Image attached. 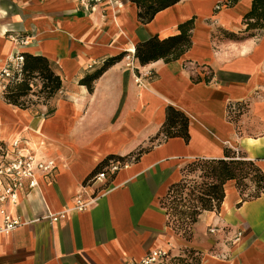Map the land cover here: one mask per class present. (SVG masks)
<instances>
[{
  "label": "crops",
  "instance_id": "0c3cea01",
  "mask_svg": "<svg viewBox=\"0 0 264 264\" xmlns=\"http://www.w3.org/2000/svg\"><path fill=\"white\" fill-rule=\"evenodd\" d=\"M226 3L183 0L142 25L128 0L104 15L79 12L76 0H0V71L15 51L6 35L25 32L32 40L19 51L53 62L67 87L50 116L48 106L7 105L0 89V144L12 150L19 142L57 164L7 208L28 224L0 236V264H134L181 247L200 252L199 264H264V194L243 201L249 194L227 182L219 211L201 213L190 243L175 234L163 208L169 188L190 179L191 163L224 159L226 150L253 161L264 177V31L245 32L252 0ZM191 19V48L179 60L141 66L133 58L129 67L123 58L91 93L79 85L105 59L133 57L137 43L177 35ZM240 102L246 112L229 121L228 104ZM167 107L187 117L188 142L161 135ZM110 162L122 163L115 175L87 182ZM78 195L90 206L69 212ZM64 211L58 223L42 220ZM213 226L230 234L212 235ZM239 231L241 238L228 242Z\"/></svg>",
  "mask_w": 264,
  "mask_h": 264
},
{
  "label": "trees",
  "instance_id": "16d2710c",
  "mask_svg": "<svg viewBox=\"0 0 264 264\" xmlns=\"http://www.w3.org/2000/svg\"><path fill=\"white\" fill-rule=\"evenodd\" d=\"M128 1L137 9L138 22L146 25L153 20L157 13L183 0ZM226 1V5L229 7L237 3V0ZM243 23L245 25V32L261 34L264 31V0H252L251 10L245 15ZM192 29L193 19L179 25L177 35L163 39H160L158 36H152L145 41L139 42L135 46L133 58L141 66H146L157 61H163L166 64L177 61L191 48ZM228 36L230 38H237V35L233 33H228ZM126 56V53H122L118 56L105 59L98 67L93 68L91 73L83 77L79 81V85L85 86L88 92L91 93L94 82L106 70ZM65 87L66 83L58 73V67L53 62L43 56H33L24 53L20 76L16 80L13 77L8 80L4 90H1V95L7 105L21 110L34 111L35 106H47L52 103ZM32 98H36V100ZM247 108L248 104L246 102L229 103L227 106L229 121L237 122L238 118L246 112ZM53 112L54 110L49 107L46 115L50 116ZM161 135H163L164 139L181 138L185 142H188L187 117L183 113L167 107ZM4 148L5 145L0 144V154ZM104 164L105 162L98 167L97 171H100V168ZM197 170L201 172V178L207 182L204 184V187L198 186L197 182L193 179V175L196 174ZM186 172L190 179L182 180L169 188L163 208L165 209V204L169 201L174 209L173 212L182 218V224H184L182 231L187 235L185 240L188 243L192 239V226L197 222L201 213L203 211H219L224 197L223 186L227 182H235L236 189L241 195L244 194L248 183L254 187V193L249 194L246 198L243 197V201L256 199L264 194V177L258 166L253 161L247 160L243 154L237 157L235 153L229 150L225 151L224 159L196 160L188 166ZM95 175L89 176L87 182ZM197 188L199 196H193V198L197 201L198 207L186 201V197L189 194L193 195L191 192ZM169 225L174 232H179L172 226L170 220ZM189 251V253H196L200 257L194 263L199 264L202 258L201 253L191 248H189ZM166 258L159 264H162ZM177 262L184 264L182 260H178Z\"/></svg>",
  "mask_w": 264,
  "mask_h": 264
},
{
  "label": "built area",
  "instance_id": "2783aa9c",
  "mask_svg": "<svg viewBox=\"0 0 264 264\" xmlns=\"http://www.w3.org/2000/svg\"><path fill=\"white\" fill-rule=\"evenodd\" d=\"M120 0H76L77 10L85 15H91L100 12L102 15L106 10H112L118 6ZM15 47L16 51L10 56L4 68L0 71V89L3 91L5 84L12 77L16 80L20 76L23 65L22 48L28 46L32 38L22 33L9 32L6 35ZM128 66L132 67L133 57H125ZM138 81V80H137ZM19 142L11 145L12 150L5 146L0 154V236L11 234L17 228L27 225L28 223L19 217L12 216L7 208L16 206L20 200L22 191H31L37 187L38 178H44L51 175L56 169V161L49 157H38L35 154L26 152L18 147ZM122 167V163L110 162L108 166L100 173L90 179L89 183L103 182L107 175H115ZM90 206L80 195L74 198L73 208L69 212L81 213ZM68 211L57 214H47L42 220L49 221L51 224L58 223L66 218ZM37 221V220H36ZM212 235L224 233L229 235L225 227L213 226L208 229ZM242 236V232H235L230 243L237 242ZM165 250L152 251L142 261L134 264H159L166 257Z\"/></svg>",
  "mask_w": 264,
  "mask_h": 264
},
{
  "label": "rangeland",
  "instance_id": "374dc122",
  "mask_svg": "<svg viewBox=\"0 0 264 264\" xmlns=\"http://www.w3.org/2000/svg\"><path fill=\"white\" fill-rule=\"evenodd\" d=\"M119 4H120V2H119ZM22 34L27 35V33H25V32H23ZM15 51H16V49H15ZM66 88L67 87H65L62 91H65ZM63 95H64V92L63 93L60 92L56 98H60ZM32 99L36 100V98H32ZM41 106H43V105L35 106L34 110L38 109ZM47 106H48V108L51 107L52 103L48 104ZM241 155L242 154L240 153L239 156H241ZM201 175H202L201 172L199 170H197L196 174L193 175L194 176L193 179L197 182L198 186L204 187V184L207 182H205L201 178ZM247 185H248V187L244 190V192L247 194H253L254 193V187L252 185H250L249 183ZM197 191H198V188L196 190L192 191L191 193L193 195L189 194L188 197H186V201L189 202L191 205L198 207L199 205H198L197 201L193 198V196H195V197L199 196ZM173 210L174 209H173L172 205H170L169 201H167L165 204V211L167 212V214L169 216L170 223H172V226H174L177 229V231H179L178 233L175 232L176 235L179 236L183 241L186 242L185 237H187V235H185L182 231L184 229V224H182V218L180 216L176 215L173 212ZM173 214H175V215H173ZM165 252H166L167 258L164 260V262L162 264H181L180 262H177L178 260H182L184 264H194L195 261H198L200 258L196 253L195 254L189 253L190 252L189 247H181V248H179L177 253H172L170 250H165Z\"/></svg>",
  "mask_w": 264,
  "mask_h": 264
}]
</instances>
